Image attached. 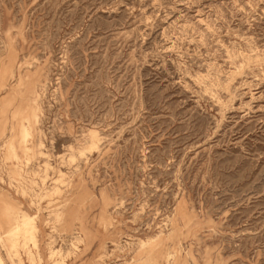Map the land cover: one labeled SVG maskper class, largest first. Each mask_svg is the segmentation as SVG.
<instances>
[{"label":"rangeland","instance_id":"1","mask_svg":"<svg viewBox=\"0 0 264 264\" xmlns=\"http://www.w3.org/2000/svg\"><path fill=\"white\" fill-rule=\"evenodd\" d=\"M0 255L264 264V0H0Z\"/></svg>","mask_w":264,"mask_h":264},{"label":"bare ground","instance_id":"2","mask_svg":"<svg viewBox=\"0 0 264 264\" xmlns=\"http://www.w3.org/2000/svg\"><path fill=\"white\" fill-rule=\"evenodd\" d=\"M17 214V213H16ZM22 220L24 219L23 217L21 218ZM18 221H20L19 220V218H18ZM29 222H31V219H28L27 217L25 218V221H24V223H25V225H30V223ZM31 224H32V222H31ZM33 225V224H32ZM35 226V225H34ZM17 228L18 229H20L21 230V224H20V222L18 223V225H17ZM38 228V227H37ZM38 230V229H37ZM28 231V230H27ZM32 234H33V232H31ZM36 234V233H35ZM31 235V234H30ZM31 236H33L34 237V234L33 235H31ZM27 237H28V235H27ZM32 237V239L31 238H27V239H25L26 241H28V240H34V238ZM26 238V237H25ZM1 263H3V264H5L4 262H3V260H2V258H1V255H0V264Z\"/></svg>","mask_w":264,"mask_h":264}]
</instances>
